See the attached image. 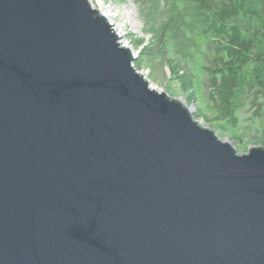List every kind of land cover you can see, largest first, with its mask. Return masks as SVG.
Instances as JSON below:
<instances>
[{
	"label": "water",
	"instance_id": "obj_1",
	"mask_svg": "<svg viewBox=\"0 0 264 264\" xmlns=\"http://www.w3.org/2000/svg\"><path fill=\"white\" fill-rule=\"evenodd\" d=\"M120 38L89 0H0V264H264V146Z\"/></svg>",
	"mask_w": 264,
	"mask_h": 264
},
{
	"label": "trees",
	"instance_id": "obj_2",
	"mask_svg": "<svg viewBox=\"0 0 264 264\" xmlns=\"http://www.w3.org/2000/svg\"><path fill=\"white\" fill-rule=\"evenodd\" d=\"M148 14L150 38L136 41L134 66L163 61L193 103L191 66L199 59L211 111L238 130L253 109L243 130L264 143V0H154ZM234 140L244 141L243 132Z\"/></svg>",
	"mask_w": 264,
	"mask_h": 264
},
{
	"label": "rangeland",
	"instance_id": "obj_3",
	"mask_svg": "<svg viewBox=\"0 0 264 264\" xmlns=\"http://www.w3.org/2000/svg\"><path fill=\"white\" fill-rule=\"evenodd\" d=\"M153 3L154 0H93L94 9L107 16L110 24L121 35L120 42L138 52L137 56H139L141 47L136 48V41L143 38L146 44L150 38L149 35H145L144 25L145 22L149 21L148 19L153 20L155 18V15L148 14L152 11ZM155 64L153 67L150 63H142L140 67L135 68L150 80L153 87L159 91H166L171 97L186 102L189 98V92L182 91L180 83L172 77L168 65L163 61H156ZM200 64L201 62L197 59L195 64L191 66L192 74L195 76L194 88L192 89L195 101L187 103L195 118L200 124L213 130L222 140L232 143L239 155L246 153L251 146H264V143L258 142L257 136H254V131L248 133L249 131L243 130L249 124L248 117L253 113V109H250L249 113L242 117L238 130L232 129L226 120H222L216 112L211 111L205 77L199 69ZM181 66L180 75L186 70L183 65ZM239 132H243L244 141L242 142L234 140V136L238 135Z\"/></svg>",
	"mask_w": 264,
	"mask_h": 264
},
{
	"label": "bare ground",
	"instance_id": "obj_4",
	"mask_svg": "<svg viewBox=\"0 0 264 264\" xmlns=\"http://www.w3.org/2000/svg\"><path fill=\"white\" fill-rule=\"evenodd\" d=\"M89 2H90V4H91V6L94 8V4H93V0H89ZM103 14V13H102ZM103 15H105V14H103ZM106 16V15H105ZM107 17V16H106ZM115 32L119 35V36H121L120 34H119V32H118V30L117 29H115ZM123 44V43H122ZM123 45H125V44H123ZM125 46H127V45H125ZM127 47H129V46H127Z\"/></svg>",
	"mask_w": 264,
	"mask_h": 264
}]
</instances>
